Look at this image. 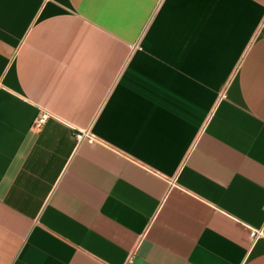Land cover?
<instances>
[{
  "label": "crops",
  "instance_id": "1",
  "mask_svg": "<svg viewBox=\"0 0 264 264\" xmlns=\"http://www.w3.org/2000/svg\"><path fill=\"white\" fill-rule=\"evenodd\" d=\"M263 13L0 0V264H264Z\"/></svg>",
  "mask_w": 264,
  "mask_h": 264
},
{
  "label": "built area",
  "instance_id": "2",
  "mask_svg": "<svg viewBox=\"0 0 264 264\" xmlns=\"http://www.w3.org/2000/svg\"><path fill=\"white\" fill-rule=\"evenodd\" d=\"M260 26H264V13L262 15V18H261V21H260ZM46 118V114L45 113H39L34 119L33 121L31 122V127L33 129H39L42 125V123L44 122V119ZM75 137L77 139H81V138H84L86 139L87 141H93L94 140V136L92 133H90L88 130H83V131H79ZM259 232H257L258 234ZM253 234V232H252ZM129 258L126 260V263L125 264H129Z\"/></svg>",
  "mask_w": 264,
  "mask_h": 264
}]
</instances>
